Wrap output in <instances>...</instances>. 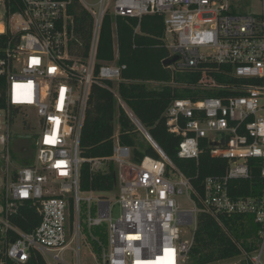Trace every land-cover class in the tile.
Listing matches in <instances>:
<instances>
[{
	"label": "built area",
	"instance_id": "2783aa9c",
	"mask_svg": "<svg viewBox=\"0 0 264 264\" xmlns=\"http://www.w3.org/2000/svg\"><path fill=\"white\" fill-rule=\"evenodd\" d=\"M238 1L0 0V264H26L32 252L70 264L68 251L81 264L83 245L100 264L93 242L103 264H187L200 213L218 220L255 215L262 242L246 257L248 264H264V196L235 200L228 193L231 180L251 178V159L264 161V0L257 12L242 11ZM80 11L94 21L87 56L83 43H72L70 27ZM156 14L164 17L165 45L176 59L166 68L199 76L179 84L198 98L175 99L164 115L168 132L182 140L178 156L199 160L207 140L210 155L230 163L224 176L204 181L200 208L192 182L155 147L159 159L144 157L137 164L115 134L111 157H81L92 87L118 83L126 69L117 65L116 42L113 62L97 59L105 17L141 20ZM110 91L126 110L117 88ZM33 116L38 139L12 143L13 128ZM29 144L32 151L19 153ZM111 163L113 190L82 191L84 164L92 174H107ZM178 195L190 197L194 206L181 208ZM117 205L121 216L114 221ZM26 207L39 220L30 233L14 222L28 221ZM103 227L106 243L94 233ZM185 227L192 229L187 239Z\"/></svg>",
	"mask_w": 264,
	"mask_h": 264
},
{
	"label": "trees",
	"instance_id": "16d2710c",
	"mask_svg": "<svg viewBox=\"0 0 264 264\" xmlns=\"http://www.w3.org/2000/svg\"><path fill=\"white\" fill-rule=\"evenodd\" d=\"M73 26L72 43H83L82 53L87 56L93 37L94 21L87 12L80 11ZM97 59L100 62H113L118 45L119 58L117 65L125 66L121 80L115 86L121 102L147 130L153 141L161 147L165 155L172 161L193 186V200L202 207L199 198L203 196V183L208 177L224 176L230 168L229 161L210 155V144L201 142L199 160L179 158L178 150L181 138L168 132L165 112L175 99L198 98L199 94L181 87L179 84L195 81L199 76L178 73L164 66L171 60L169 49L165 45L164 17L156 14L145 16L141 20L126 17H105L101 30ZM99 67V66H98ZM4 80H0L3 83ZM229 82H237L235 78ZM158 84V85H156ZM110 81L103 86H93L89 109L86 113L80 138L82 158L111 157L114 152L115 119L120 123L119 142L132 149V160L141 163L144 157L159 159L160 156L148 142L139 139L141 133L132 122L125 108L117 100L110 89L115 88ZM210 96H217L210 93ZM251 178L248 180H231L228 193L237 199H261L264 196V161H249ZM115 167L111 163L109 173L92 174L90 166L84 164L81 171L82 191H111L115 188ZM22 215L28 221L15 224L26 233H30L39 224L33 211L26 207ZM20 220V219H19ZM263 226L255 220V215L233 214L218 219L207 213L197 217L194 245L191 248L187 264H230L241 258V264H248V258L260 248ZM96 235L106 243L105 227L96 229ZM94 251L101 253L99 246L93 242ZM8 264H15L8 263ZM26 264H47L39 253L32 252Z\"/></svg>",
	"mask_w": 264,
	"mask_h": 264
},
{
	"label": "rangeland",
	"instance_id": "374dc122",
	"mask_svg": "<svg viewBox=\"0 0 264 264\" xmlns=\"http://www.w3.org/2000/svg\"><path fill=\"white\" fill-rule=\"evenodd\" d=\"M94 2H97V0H94ZM238 6L244 12H246V10L256 11V12L260 10L259 0H239ZM117 84L118 83H115L114 87ZM115 88H117V87H115ZM37 122H38V119L33 116L32 118H28L27 122H25L23 125H20V126L16 125L13 128L14 135L12 137V143H14V142L24 143L27 140L26 138H28V137H31L30 139H28V141H33V140L38 139V135H39L41 129H40V126L37 125ZM29 123H31V126L26 127L25 125H28ZM114 123H115V129H116L115 134H119L120 123L118 122V118L115 119ZM138 137L141 140L147 141V139L145 138V136L143 135L142 132L139 134ZM26 144H28V143H26ZM173 179L174 180L178 179V177H174ZM110 198H112V197L110 196ZM176 198H177L181 208H183V209H191L194 206V202L192 201V199L190 200V197H188L187 195H178V196H176ZM112 203H115V201H113ZM112 215H113L114 221H117L120 218V216H121L120 215V207L118 205L113 207ZM185 230L188 232L187 234H185V238L187 239L190 237L192 229H190L189 227H185ZM80 253H81V264H98L93 257L94 256L93 252H90L85 245L80 247ZM97 256H98L97 259H98L99 263L103 264L102 253H100ZM65 258H66L67 262H69L70 264H76V259H75L73 252L68 251ZM241 261H242V259L238 258L236 260H233L232 263H230V264H241ZM263 261H264V257H263ZM46 262L48 264H57L56 262H54L51 259L46 260Z\"/></svg>",
	"mask_w": 264,
	"mask_h": 264
},
{
	"label": "water",
	"instance_id": "95a60500",
	"mask_svg": "<svg viewBox=\"0 0 264 264\" xmlns=\"http://www.w3.org/2000/svg\"><path fill=\"white\" fill-rule=\"evenodd\" d=\"M175 61H176V59L167 60V61L164 62V66H165V67H169V66H171L172 63H174ZM126 110H127L128 114L130 115L129 117L131 118L132 122L135 123V124L138 126L140 132L143 133V135L145 136V138L147 139V141H149L150 144H151L153 147L157 148V150H159V152H161L164 156H166L165 153L163 152V150L161 149V147L157 144V142L153 141V139L151 138V136L149 135V133L147 132V130L143 127L142 123H140V122L138 121V119H136V118L134 117V115L131 114V111H130L128 108H127ZM166 157H167V156H166Z\"/></svg>",
	"mask_w": 264,
	"mask_h": 264
},
{
	"label": "flooded vegetation",
	"instance_id": "af4514ba",
	"mask_svg": "<svg viewBox=\"0 0 264 264\" xmlns=\"http://www.w3.org/2000/svg\"><path fill=\"white\" fill-rule=\"evenodd\" d=\"M28 146V147H27ZM24 149H20L19 150V153L23 154V153H26V152H29V151H32V146L31 144L27 145Z\"/></svg>",
	"mask_w": 264,
	"mask_h": 264
},
{
	"label": "bare ground",
	"instance_id": "6f19581e",
	"mask_svg": "<svg viewBox=\"0 0 264 264\" xmlns=\"http://www.w3.org/2000/svg\"><path fill=\"white\" fill-rule=\"evenodd\" d=\"M0 29H1V27H0Z\"/></svg>",
	"mask_w": 264,
	"mask_h": 264
}]
</instances>
